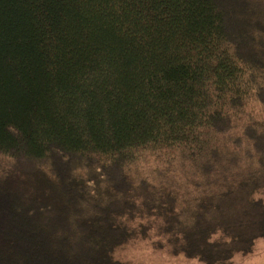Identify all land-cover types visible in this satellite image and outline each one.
<instances>
[{
  "label": "trees",
  "instance_id": "trees-1",
  "mask_svg": "<svg viewBox=\"0 0 264 264\" xmlns=\"http://www.w3.org/2000/svg\"><path fill=\"white\" fill-rule=\"evenodd\" d=\"M263 189L264 0H0V264H231Z\"/></svg>",
  "mask_w": 264,
  "mask_h": 264
},
{
  "label": "rangeland",
  "instance_id": "rangeland-1",
  "mask_svg": "<svg viewBox=\"0 0 264 264\" xmlns=\"http://www.w3.org/2000/svg\"><path fill=\"white\" fill-rule=\"evenodd\" d=\"M256 198L264 200V189ZM115 257L131 264H204L183 255H173L166 249H155L141 240H132L120 247ZM231 264H264V237L257 240L251 252L237 255Z\"/></svg>",
  "mask_w": 264,
  "mask_h": 264
}]
</instances>
